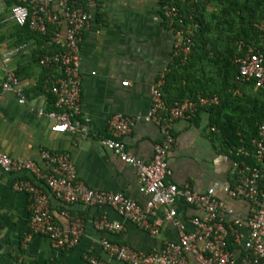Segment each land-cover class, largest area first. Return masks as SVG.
Returning <instances> with one entry per match:
<instances>
[{
	"label": "crops",
	"instance_id": "1",
	"mask_svg": "<svg viewBox=\"0 0 264 264\" xmlns=\"http://www.w3.org/2000/svg\"><path fill=\"white\" fill-rule=\"evenodd\" d=\"M79 5L91 17L80 44L82 114L79 120L88 125L89 134L51 131L52 121L47 115L51 111L47 93L53 79L50 77L45 91L26 95L25 103L14 92L0 91V152L16 159L32 160L43 170L46 169L41 158L43 150L69 153L79 179L93 189L122 193L137 201L151 221L159 220V233L141 228L109 205L88 206L60 200L49 192L42 179L29 172L6 173L0 168V264H91L87 259L89 253L107 258L101 245L103 237L142 252L179 239L177 227L166 218L165 207L150 208V195L141 191L135 168L101 144V139L111 135L109 119L114 114L133 116L136 119L133 129L122 137L125 149L145 163L152 161L162 132L158 124L144 117L152 105L154 84L174 62L173 29L161 15L159 0H81ZM53 7L56 8L55 0ZM9 16L8 0H0V75L4 72V50L15 46L18 39L13 29L15 22ZM61 33L65 34V25L61 26ZM25 44L27 48L16 54L9 66L16 72L21 63V81L26 91L41 79V68L29 63L37 43L31 39ZM215 131L206 110L174 122L176 146L168 155L165 182L179 188L189 184L197 192L214 188L216 197L224 202L221 212L224 220L230 224L234 219L241 221L230 232L234 238L237 233L247 238L252 203L227 194L225 189L238 184L240 173L235 158L223 149ZM22 176L30 178L48 194L55 221L66 235L74 217L84 220L85 231L77 245L57 249L48 236L31 231L30 197L14 188L15 180ZM171 208L176 210L187 231H195L191 219L203 215L200 209L187 203L183 195L177 196ZM102 215L121 223L123 228L116 232L98 229L95 221ZM233 253L238 264H264V258L253 262L251 253L242 244H237ZM188 258L195 263L191 253Z\"/></svg>",
	"mask_w": 264,
	"mask_h": 264
},
{
	"label": "built area",
	"instance_id": "2",
	"mask_svg": "<svg viewBox=\"0 0 264 264\" xmlns=\"http://www.w3.org/2000/svg\"><path fill=\"white\" fill-rule=\"evenodd\" d=\"M16 0L11 7L9 18L18 25L29 23L32 30L46 33L51 27L52 33L48 44L55 49L40 58L39 63L45 67H54L59 75L50 79V91L55 98V109L47 112L51 119V131L55 133H73L80 136L89 134V127L79 120L82 114V76L80 44L84 31L90 25L89 12L78 4V0ZM185 1V0H179ZM198 0H190V2ZM177 5L166 4L164 17L174 32V60L185 63L191 52L193 36L198 28L197 23H189L186 27L180 17ZM178 19L180 26L175 25ZM65 25V34L61 26ZM264 30V22L258 25ZM27 48V44L12 46L4 50L2 61L4 72L0 75V91L14 92L21 103L26 102L25 89L14 69L10 68L16 54ZM242 51L235 58L238 67V81H254L255 87L264 90V51L256 45H239ZM166 73H162L152 88V105L145 115L146 121H152L161 128L162 138L155 147L151 162L145 163L125 149L122 137L131 132L136 122L135 117L114 114L109 119L111 135L101 139L107 150L115 153L120 160L135 168L141 191L150 195V208L165 207L166 218L179 231L177 241H169L162 248L149 252L133 249L127 244L111 241L107 237L101 239V245L107 258H100L89 253L87 259L91 264H238L229 248L228 236L233 226L241 223L239 219L227 223L221 215L223 200L215 195L214 188L197 192L189 184L179 188L178 185L165 182L169 172L168 155L176 146L173 134L174 122L178 119L192 118L202 108L218 105L217 96L198 95L196 99H186L167 106L163 97L162 86ZM126 85L127 82H124ZM40 113H44L40 110ZM258 137L253 140L254 157L259 164L251 166L243 162L239 168L240 180L234 187H227V194L233 198H245L252 203V213L248 219L250 232L247 238L239 233L235 242L242 244L251 253L253 262L264 258V189L260 182L264 176V121L259 124ZM237 155L250 156L248 149L240 148ZM41 158L46 163L43 170L32 160H21L0 152V168L6 173L29 172L42 179L49 192L56 198L68 203L81 202L88 206L109 205L126 219L136 223L152 234L159 233V220L151 221L146 211L131 197L107 190H96L79 179L76 167L69 153L43 150ZM17 191L26 192L31 200L29 226L33 233L46 235L52 246L66 249L77 245L85 231L84 220L72 219L69 235H66L56 223L50 209L49 196L28 177H18L14 182ZM183 195L185 201L203 212L201 217H193L195 231H187L184 223L178 219L177 212L171 208L177 196ZM95 226L103 231L116 232L123 228L102 215L95 221ZM191 253L195 263L188 258Z\"/></svg>",
	"mask_w": 264,
	"mask_h": 264
},
{
	"label": "trees",
	"instance_id": "3",
	"mask_svg": "<svg viewBox=\"0 0 264 264\" xmlns=\"http://www.w3.org/2000/svg\"><path fill=\"white\" fill-rule=\"evenodd\" d=\"M15 3L16 0H8L10 10ZM168 3L178 6L185 27L189 23H197L198 28L188 60L180 63L175 59L165 75L162 92L166 105L196 99L198 95L217 96L220 100L218 105L204 107L195 116L202 110L210 113V125L216 130L214 135L223 144V149L239 163V168L243 162L251 166L259 164L253 155V140L258 137L259 124L264 121V90L256 88L254 81L237 80L235 58L242 53L239 49L241 43L256 45L264 51V30L258 27L264 22V0H159L165 21L164 7ZM175 25L180 26L178 19ZM13 29L18 37L15 46L31 39L37 43L29 63L41 68V79L25 93L28 97L39 94L45 91L47 79L59 75L56 68L39 63L42 56L55 49L48 46L52 28L48 27L46 33H41L32 30L29 23H15ZM22 67L20 63L16 69L20 79L23 77ZM47 93L49 110H53L55 98L50 89ZM240 148L248 149L250 156L237 155ZM261 166L264 169V163ZM260 186L264 189V176ZM234 239L230 232L228 245L232 251L237 248Z\"/></svg>",
	"mask_w": 264,
	"mask_h": 264
}]
</instances>
